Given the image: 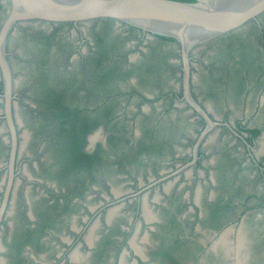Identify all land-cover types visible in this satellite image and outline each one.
<instances>
[{
	"label": "flooded vegetation",
	"instance_id": "af4514ba",
	"mask_svg": "<svg viewBox=\"0 0 264 264\" xmlns=\"http://www.w3.org/2000/svg\"><path fill=\"white\" fill-rule=\"evenodd\" d=\"M7 7V0H0V25ZM23 30L41 43L36 52L42 61L48 60L57 42L70 63L90 62L95 71L92 91L95 89L104 98L80 111L77 105L65 102L62 89L54 87L48 66L41 67L44 73L37 74V93L54 103L51 108L59 122L41 148L36 147L28 158L35 173L32 175L23 174L15 166L18 135L10 167L11 139L1 111L0 146L4 153L0 158V264H52L48 258L62 253L58 264H264V93L252 120L236 116L232 120L219 119L201 98L207 84L192 72L196 69L192 61L202 60L197 57L199 50L219 49L228 55L222 59L219 74V80L226 83L225 93L229 96L233 90L245 89L251 72H264L263 62L255 61L259 44L264 45V12L189 53V93L218 123L203 135L207 121L184 98L179 46L170 39L149 37L111 20L18 26L8 33L5 42L11 72V43L17 31ZM252 30L260 32L258 45L252 42ZM54 33H63L66 39L56 40ZM154 38L174 46L169 60H165ZM113 57H121V63L113 62ZM105 58L109 59L107 63ZM166 69L172 73L168 81H155L154 76ZM120 74L136 79H125L122 87L117 81ZM208 85L211 95L227 99L217 88L219 82ZM121 95L137 97L132 116L125 110L114 111L112 103ZM219 131L225 133L224 138L219 137ZM95 133L97 137L88 148ZM176 142L189 143V150L182 154ZM116 149L131 167L154 163L153 173L133 177V188L121 195L118 192L104 197L86 217L85 231L73 230L69 217H64L69 204L86 207L81 200L86 182L95 177L97 170L105 169L104 163L110 161ZM167 158L171 159L164 165ZM31 185L40 192L39 201L29 197ZM16 199L20 201L19 209L14 206ZM151 202L158 210L155 216L148 214ZM121 209L130 213L115 220ZM57 226H66L74 232L73 237L65 236ZM140 235L145 248L134 245L133 240ZM72 240L74 243L68 246ZM58 243L60 246L55 247ZM82 249L83 254L79 252ZM111 254L115 259L109 257ZM127 255L132 262L124 261Z\"/></svg>",
	"mask_w": 264,
	"mask_h": 264
},
{
	"label": "rangeland",
	"instance_id": "374dc122",
	"mask_svg": "<svg viewBox=\"0 0 264 264\" xmlns=\"http://www.w3.org/2000/svg\"><path fill=\"white\" fill-rule=\"evenodd\" d=\"M90 30L91 27L86 31L89 32ZM17 32V38L11 43V47L14 50L11 59V66H13L11 72L13 81V98L11 102V108L13 119L17 129V135L19 136V152L16 156L15 166L20 167V170L23 174L27 172L28 174L32 175L35 173L28 158H30V156L36 150V147L39 149L41 148V145H43L45 139L50 135L53 129L57 127L59 122L58 118L55 117V114L51 108L54 103L51 102L49 98L41 97L42 94L37 93V85L39 81L37 74H39L40 71L44 73L41 70V67H43L44 65L48 66V77L53 83L54 87L62 89V96L65 102L67 104L70 103L77 105L80 111H84V108L87 105L99 102L104 97L102 94L96 92L95 89L94 91H92V88L95 86V84H92V75L95 73V71L92 68L90 62H84V64L75 62L70 63L68 61L66 53L60 49V47L57 45V42L53 44V48L48 55V60L42 61L40 56H38L36 52V50L40 49L41 47V43L37 41V38L35 39L33 37L34 35L32 36V34L24 30ZM262 33L264 34V31H262ZM259 34L260 32L257 30L251 31V39L253 43L255 42V45L259 44ZM53 37L54 39L58 37V40L66 39V36L63 33H54ZM154 43H156V45L159 46L161 50H163V57L165 58V60H169L174 54L175 48L173 45L164 43L157 38H154ZM259 47L261 48H258L259 52H257V57H259L255 58V61H261L264 64V45L259 44ZM227 56L228 55L226 53H220L219 49L216 50L212 48H206L204 50L202 49L201 51L199 50V52L197 53V57H200L202 59L201 61H192L197 69L196 70L192 68V72H197L196 78L204 81V83L207 84V87L204 91V96H201V98L206 105L205 107L209 109V111L216 118L223 119L224 117H228L232 120L233 118H235L234 116H236V118L239 117L242 120H245V118L252 120L255 117V115H253V113H255L256 111L255 106L257 105L259 100L263 99L264 72H251V75L246 78L247 83L245 82V89L239 88L236 91L233 90L232 95H229L231 97H229L226 94L227 88L226 83H224V79L219 80V74L223 70L222 59L227 58ZM108 60L109 59L105 58L106 63ZM112 61L121 63L122 58L113 57ZM171 74V70L166 69L163 74L154 76L156 77L155 81L161 80V83L166 82L170 78ZM125 79L133 80L136 78L133 75L127 76L124 74H120L117 78L120 86L124 87L123 81H125ZM215 82H219V87L217 88H219V92L222 91L223 96H227V99L216 98L211 95V86H209L208 84H214V86H216ZM152 85H154V83H152ZM152 85L150 86V88H152ZM114 100L115 101L114 103H112V106H116L114 109L115 112L123 113V110H125L128 111L129 116H132L136 111L137 106L135 104L137 102V97L121 95L119 97H116ZM162 107L168 108V106H158V109ZM2 110L3 101L0 100V113ZM245 114H248V116L245 117ZM123 119L125 122H130V120L126 119L125 117ZM224 136L225 133L219 131V137L222 139V137L224 138ZM101 138H103V132ZM230 141H232V136L230 138ZM174 144H176V147L181 150L182 154L186 153L189 150V143L187 142L180 144L176 142ZM116 150L117 152H111L110 161L104 163L105 169L97 170L98 172L96 173L95 177L86 182V187L81 193V200L83 201V203H86V207L79 208L74 204H69L68 214L64 215V217H69L68 221L72 225V228L74 227L73 230L77 229L81 232L85 231V220H88V218L86 219V217H89L88 215L90 210L95 211L100 206L104 197H109L110 195L116 196L118 195V192L119 195H121L123 192L128 191L130 188H133V177H147L153 173V169L155 167L154 163L146 162L140 167H131V163H127L128 159L122 156L121 150ZM3 153L4 150L3 148L1 149L0 146V158L3 157ZM170 159L167 158L166 163L164 162V165H167L169 163L167 161H170ZM46 178L47 181L53 182V178H49V176H46ZM255 182L258 185L259 181L255 180ZM90 185L94 187V190L91 189ZM20 186L21 184L18 186L17 191L19 190ZM35 187L36 186L31 185V192L29 194V197H31L33 201L41 196L40 192L37 191ZM47 197L49 198V195H47ZM14 201L15 208L19 209L18 203L20 201L18 199ZM36 201H39V199ZM39 203L40 202H37L35 205H38ZM11 206L12 205L8 206V210H10ZM148 211V214L153 216L158 214V210L153 207L152 202L149 205ZM127 212L128 210H119L115 215V220L119 219L124 214L130 213ZM145 219L147 220L148 218L145 217ZM135 220L133 221L134 223ZM57 229L58 231L60 230L65 236H69L70 238L73 237L74 232L71 233V231H68L66 226H57ZM140 237L141 235L133 240L134 245L145 248L143 243L140 242ZM73 243L74 242L72 240L68 246ZM54 246L59 247L60 244H54ZM66 247L67 246H65V248ZM64 250L65 249H63L62 251ZM66 250H68V248H66ZM79 252L83 254V249ZM109 252L114 253L113 250H110ZM61 257L63 258V253L57 258L51 256L48 259L49 262L52 261V264H58L59 262H61ZM109 257L111 259H115V254H111V256L109 255ZM116 257L119 258V254H116ZM132 260L133 259L129 258L128 255L124 257L125 262H132Z\"/></svg>",
	"mask_w": 264,
	"mask_h": 264
},
{
	"label": "water",
	"instance_id": "95a60500",
	"mask_svg": "<svg viewBox=\"0 0 264 264\" xmlns=\"http://www.w3.org/2000/svg\"><path fill=\"white\" fill-rule=\"evenodd\" d=\"M0 25V78L3 83V118L11 139L10 167L16 150V128L12 118L13 81L5 56L8 33L28 24L83 23L111 20L116 25L138 29L149 37L172 38L179 46L183 66V94L187 102L207 121L203 135L218 124L189 93V53L207 41L238 29L264 12V0H7ZM219 124H221L219 122ZM229 126V125H227ZM97 133L91 136L90 148ZM7 186L3 199L5 204Z\"/></svg>",
	"mask_w": 264,
	"mask_h": 264
},
{
	"label": "trees",
	"instance_id": "16d2710c",
	"mask_svg": "<svg viewBox=\"0 0 264 264\" xmlns=\"http://www.w3.org/2000/svg\"><path fill=\"white\" fill-rule=\"evenodd\" d=\"M182 1H193V0H182ZM163 38L170 39L171 41H173L172 38H167V37H163Z\"/></svg>",
	"mask_w": 264,
	"mask_h": 264
},
{
	"label": "bare ground",
	"instance_id": "6f19581e",
	"mask_svg": "<svg viewBox=\"0 0 264 264\" xmlns=\"http://www.w3.org/2000/svg\"><path fill=\"white\" fill-rule=\"evenodd\" d=\"M240 244H241V243H240ZM240 244H239V245H240ZM240 246H241V245H240ZM241 247H242V246H241ZM238 248H239V247H238ZM238 251H239V250H238ZM240 253H241V251H240Z\"/></svg>",
	"mask_w": 264,
	"mask_h": 264
}]
</instances>
